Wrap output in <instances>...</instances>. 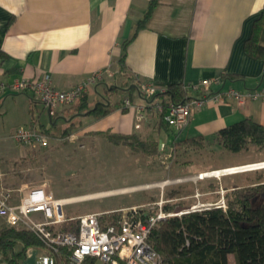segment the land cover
Masks as SVG:
<instances>
[{
	"label": "crops",
	"instance_id": "crops-1",
	"mask_svg": "<svg viewBox=\"0 0 264 264\" xmlns=\"http://www.w3.org/2000/svg\"><path fill=\"white\" fill-rule=\"evenodd\" d=\"M150 1L0 0L1 82L48 74L57 89L68 90L97 72L108 71L89 87L83 100L88 108L102 103L111 109L99 119L85 114L71 118L74 109L68 107L50 118L31 92H5L0 97V140L13 139L19 127H51L53 132L60 118L65 123L72 119L82 136L135 134L141 139L152 137L169 149L174 140L194 136L209 139L245 117L264 126V99H257L242 106H204L192 111L186 127L176 132L153 108L160 104L165 112L172 96L158 95L146 102L137 90L144 81L168 89L224 75L222 84L213 86L212 92L229 88L264 91V61L244 51V42L264 9V0H158L145 24L136 30ZM201 94L185 91L186 98ZM125 100L146 108V120L138 131H133L134 112L123 107ZM38 107L42 112L35 116ZM43 112L48 116L49 128L41 121ZM19 152L18 157L24 158L29 151L21 148ZM18 159H0V180L9 187L20 169L16 168ZM19 189L10 205H17L29 190L25 185ZM3 226L7 223L0 217ZM46 253L41 245L24 247L17 243L6 257L0 255V264H9L8 260L17 254L15 264H35L37 257ZM228 258L229 264H235L232 255Z\"/></svg>",
	"mask_w": 264,
	"mask_h": 264
},
{
	"label": "rangeland",
	"instance_id": "rangeland-1",
	"mask_svg": "<svg viewBox=\"0 0 264 264\" xmlns=\"http://www.w3.org/2000/svg\"><path fill=\"white\" fill-rule=\"evenodd\" d=\"M40 112L41 107H38L35 116ZM40 117L49 128L47 114L43 112ZM69 121L71 119L67 123L63 118L56 120L57 128L46 147L22 146L12 138L0 140V159H18L21 148L29 151L26 157L15 161L16 168L20 169L13 175L11 187H44L52 198L78 199L63 206L67 219L102 213V218L105 217L102 221L107 223L111 215L118 217L131 207L157 213L165 205L170 208L166 212L184 214L225 206L234 188L264 181V168L217 177L202 176L230 167L264 163V147L249 146L231 153L210 140L198 150H179L175 154L169 147H160L158 156H142L132 153L128 147L115 146L100 135L82 136L77 128L67 139H61L63 125H69ZM199 175L205 178L199 179ZM227 187L229 189L225 190ZM121 191L126 192L119 193ZM74 222L64 223L60 228L69 225L66 230H71Z\"/></svg>",
	"mask_w": 264,
	"mask_h": 264
},
{
	"label": "built area",
	"instance_id": "built-area-1",
	"mask_svg": "<svg viewBox=\"0 0 264 264\" xmlns=\"http://www.w3.org/2000/svg\"><path fill=\"white\" fill-rule=\"evenodd\" d=\"M106 73L109 72H97L68 90L57 89L48 74L38 75L33 79L22 77L11 83L0 81V97L5 92L15 94L29 91L52 118L60 109L77 105L89 87L100 81ZM222 82L220 77H214L183 86L185 91L202 94L199 97H189L184 102L169 101L165 112L160 104H155L153 108L162 113L167 126L179 132L188 124L192 111H198L204 106H242L249 100L264 99V91L258 90L238 92L229 88L211 91L213 86H219ZM137 90L146 102L167 92V88L158 87L149 81L140 82ZM123 107L134 112V127L139 130L146 120V108L132 105L128 100L123 102ZM50 138L33 127H19L13 134V139L18 144L30 147H46ZM263 165L264 163H255L239 166L232 170V174L263 169ZM198 178L204 177L199 175ZM17 192H21V189H12L0 180V217L6 220L7 226L24 229L41 242L47 253L38 256L35 264H57V259L65 264H159V255L148 241L151 229L160 221L182 214L173 215L164 212L162 208L157 213H149L140 207H131L125 212L121 210L123 213L118 215L115 223L103 224L102 213L67 219L62 209L68 203L67 200L52 198L44 187L29 189L17 205H10ZM73 221L77 222L76 230L60 228L62 224Z\"/></svg>",
	"mask_w": 264,
	"mask_h": 264
},
{
	"label": "trees",
	"instance_id": "trees-1",
	"mask_svg": "<svg viewBox=\"0 0 264 264\" xmlns=\"http://www.w3.org/2000/svg\"><path fill=\"white\" fill-rule=\"evenodd\" d=\"M157 1H150L136 30L145 24ZM244 51L249 57L264 61V9L253 21L250 36L244 42ZM123 57L120 59L122 66ZM219 77L225 78L224 75ZM162 95L172 96L174 103L184 102L187 99L181 85L168 87L166 94ZM71 108L74 109L70 114L71 118L85 114L99 119L111 112V109L102 103L88 108L83 99ZM69 122V125L61 130V139L69 136L75 128V124ZM38 130L48 136L53 134L50 131L51 127L50 130L41 127ZM98 135L115 146L128 147L132 153L151 157L160 154L159 143L152 137L141 139L135 134L100 133ZM210 140L231 153H238L249 146L264 147V126L250 117H245L237 123L220 129L209 139L194 136L174 140L170 145V152L176 154L179 150H198ZM230 192L231 195L227 196L224 207L215 206L188 211L180 216L160 221L151 229L148 241L159 255V264H229L230 255L233 256L235 264H264V181L243 188H234ZM169 210L170 208L165 205L163 211ZM116 216L117 214L111 215L107 223H115L118 218ZM72 224L71 230H76L77 222ZM69 228V225L63 226L64 230ZM17 243H21L24 247L42 246L32 233L24 229L0 227V255L6 257ZM17 257L18 254L8 260V263L15 264ZM58 260L60 259H57V264H65Z\"/></svg>",
	"mask_w": 264,
	"mask_h": 264
},
{
	"label": "bare ground",
	"instance_id": "bare-ground-1",
	"mask_svg": "<svg viewBox=\"0 0 264 264\" xmlns=\"http://www.w3.org/2000/svg\"><path fill=\"white\" fill-rule=\"evenodd\" d=\"M263 167H264V165H263ZM236 168V166L235 167H230V168H227V169H224V170H222L221 172H215V171H213V172H211V174H213V175H211L210 174V172H208V173H206L205 175H203L202 174V176H206V177H208V176H210V177H217V176H221V175H232V173L234 172V171H232L233 169H235ZM217 171V170H216ZM216 173V174H215ZM215 174V175H214ZM218 174V175H217ZM205 178V177H204ZM123 192H126V191H121V192H119V193H123ZM109 193H107V194H100V195H94V196H85V197H83L84 199H91V198H95V197H99V196H102V195H108ZM110 194H113V193H110ZM82 199V198H81ZM73 201H78V199H67V202L69 203V202H73Z\"/></svg>",
	"mask_w": 264,
	"mask_h": 264
},
{
	"label": "water",
	"instance_id": "water-1",
	"mask_svg": "<svg viewBox=\"0 0 264 264\" xmlns=\"http://www.w3.org/2000/svg\"><path fill=\"white\" fill-rule=\"evenodd\" d=\"M161 147V142H159V148Z\"/></svg>",
	"mask_w": 264,
	"mask_h": 264
}]
</instances>
